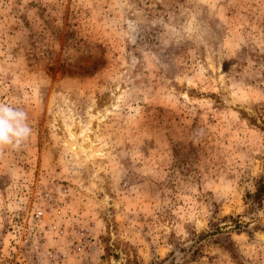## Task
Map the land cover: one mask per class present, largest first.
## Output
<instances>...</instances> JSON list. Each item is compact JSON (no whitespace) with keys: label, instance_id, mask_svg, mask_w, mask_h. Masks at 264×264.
Returning a JSON list of instances; mask_svg holds the SVG:
<instances>
[{"label":"rangeland","instance_id":"374dc122","mask_svg":"<svg viewBox=\"0 0 264 264\" xmlns=\"http://www.w3.org/2000/svg\"><path fill=\"white\" fill-rule=\"evenodd\" d=\"M0 102V264H264V0H0Z\"/></svg>","mask_w":264,"mask_h":264},{"label":"clouds","instance_id":"9594fccd","mask_svg":"<svg viewBox=\"0 0 264 264\" xmlns=\"http://www.w3.org/2000/svg\"><path fill=\"white\" fill-rule=\"evenodd\" d=\"M32 135L28 113L21 107L0 102V149L20 150Z\"/></svg>","mask_w":264,"mask_h":264},{"label":"built area","instance_id":"2783aa9c","mask_svg":"<svg viewBox=\"0 0 264 264\" xmlns=\"http://www.w3.org/2000/svg\"><path fill=\"white\" fill-rule=\"evenodd\" d=\"M44 215L43 210H36L29 218L28 238H19V251L21 258L15 259L10 264L40 263L42 261L41 251L44 250V239L41 232V224ZM55 227V225H54Z\"/></svg>","mask_w":264,"mask_h":264},{"label":"trees","instance_id":"16d2710c","mask_svg":"<svg viewBox=\"0 0 264 264\" xmlns=\"http://www.w3.org/2000/svg\"><path fill=\"white\" fill-rule=\"evenodd\" d=\"M252 199L255 202H260L262 199H264V176L257 180Z\"/></svg>","mask_w":264,"mask_h":264}]
</instances>
